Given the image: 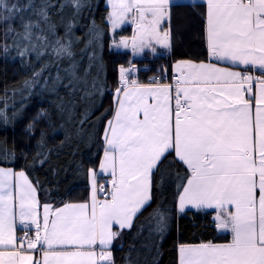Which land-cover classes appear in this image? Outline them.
Instances as JSON below:
<instances>
[{
  "label": "snow or ice",
  "instance_id": "obj_1",
  "mask_svg": "<svg viewBox=\"0 0 264 264\" xmlns=\"http://www.w3.org/2000/svg\"><path fill=\"white\" fill-rule=\"evenodd\" d=\"M206 5L210 55L228 66L178 62L174 97L171 85L139 83L126 77L131 69H120L123 87L116 89L117 110L108 122L100 165L101 172L111 175L105 199H97V190L105 189H98L92 170L90 203H65L55 209L45 204L41 218L36 187L25 172L0 167V245L23 247L15 236L13 209L18 207L20 223L36 229L27 249L39 252L34 258L22 251H0V264L110 262L107 249L119 235L113 225L132 227L134 217L151 201L154 171L170 152L189 170L179 210L215 209L217 228L231 233L229 243L180 245L179 264H264V0H206ZM170 6L171 0H111L113 30L125 23L136 27V34L130 40L121 38L117 46L131 47L133 53L146 48L155 53L154 44L170 47V31L161 29L170 18ZM51 7L50 2L38 6L40 20L49 21ZM14 8L0 0V23L10 19ZM38 27L39 21H22L20 32L9 27L19 38L13 39L18 55L25 56L30 47L35 50L34 44L21 48V42H30ZM48 28L54 32L55 25L49 23ZM0 49L9 51L7 43H0ZM236 67L244 71L233 70ZM250 68L260 75L249 74ZM253 82L259 94L245 99ZM164 230L158 225L157 231Z\"/></svg>",
  "mask_w": 264,
  "mask_h": 264
},
{
  "label": "trees",
  "instance_id": "obj_2",
  "mask_svg": "<svg viewBox=\"0 0 264 264\" xmlns=\"http://www.w3.org/2000/svg\"><path fill=\"white\" fill-rule=\"evenodd\" d=\"M6 2L15 8L8 13L10 19L0 23V43L9 47L7 53L0 49V167L24 171L43 202L58 206L87 200L90 171L99 166L108 122L114 117L120 69L131 62L147 66L139 80L150 83L157 75L172 74L178 61H207L205 8L174 6L170 52L138 59L112 47L106 0ZM45 2L53 5L48 22L36 14ZM22 21H39L31 41L21 42V48L35 45L25 56L18 55L13 39L19 38L8 31H22ZM49 23L55 25L54 32ZM130 32L127 27L117 35ZM61 46L67 51L57 54ZM158 168L151 203L124 232L121 246L113 248L111 264H179L182 244L231 241L230 234L218 231L213 212H179L189 170L175 153H168ZM160 224L162 233L157 231Z\"/></svg>",
  "mask_w": 264,
  "mask_h": 264
},
{
  "label": "crops",
  "instance_id": "obj_3",
  "mask_svg": "<svg viewBox=\"0 0 264 264\" xmlns=\"http://www.w3.org/2000/svg\"><path fill=\"white\" fill-rule=\"evenodd\" d=\"M198 4H200V5H203L204 6V8H205V12H206V8H207V5H206V0H171V6H170V18L168 19V20H166L162 25H161V29L163 30V29H165V28H167V29H169V31H170V37H171V39H170V47H168V48H163L162 46H160V45H153L155 48H156V51H155V53H153V52H151V50H150V48H146L145 49V51L144 52H142V53H133V51H132V49H131V47H129V48H122L121 50H127V51H130L132 54H133V57L134 58H142L143 56H145L146 54H150V55H156V54H163V53H168V52H170V50L172 49V40H173V38H172V36H173V34H172V28H171V19H172V8L174 7V6H177V5H198ZM106 6L108 7V9H109V16H108V23H109V25H110V30L112 31V24H111V19H110V15H111V11H112V7H111V0H106ZM124 26H129V27H131L132 28V33H130V35H128L127 36V38H129V40L131 39V37L133 36V35H135L136 34V27H135V25L134 24H132V23H125V24H123ZM122 26V25H121ZM119 31V30H118ZM117 32V31H116ZM206 41H207V39H206ZM208 60L207 61H193V62H196V63H211V64H216V66H218V67H227L228 65L226 64V63H224V62H218V61H216L211 55H210V52H209V49H208ZM182 61H192V60H182ZM178 62H180V61H178ZM178 62H176L174 65H173V73H175V74H177L178 75V73L176 72V70H175V65L178 63ZM233 70H237V71H244V68L243 67H236V68H234ZM248 71H252V69L250 68ZM174 90L172 91V95L174 96ZM259 94V88H258V85L257 86H255L254 87V91H253V93L252 94H249V93H245V99H248L250 96H257ZM173 106H174V103H173ZM255 107H256V105H255V101H253V109H255ZM116 110H117V97H116V109H115V112H116ZM114 115H115V113H114ZM114 118V117H113ZM113 118H112V120H113ZM105 147H106V142H105V136H104V145H103V153H102V156H101V160H100V163H99V166H98V168H97V170H95L96 172H97V177L99 176H101V177H104V178H107V179H109V180H111V175L109 174V173H107V172H101V170H100V165H101V163L103 162V160H104V150H105ZM4 168H9V167H4ZM14 172H19L18 170H16V169H14V168H11ZM155 172V171H154ZM26 174V173H25ZM27 175V174H26ZM153 175H154V173H153ZM28 176V175H27ZM28 179H29V181L33 184V182L31 181V179L29 178V176H28ZM14 183H15V181H14ZM99 181H98V178H97V186H98V189H99ZM91 185H92V180H91ZM33 186L34 187H36L34 184H33ZM152 190H153V176H152V188H151V200H152ZM91 191H92V188H91ZM14 194H15V190H14ZM101 194H102V192H100L99 190H97V199H99V200H103V199H105V196H101ZM182 194V193H181ZM98 195H100V196H98ZM36 196H37V200L39 201V207H38V211H39V213H40V216H41V218H42V215H43V206L45 205V204H50L51 206H52V208L53 209H55V208H57V207H62L64 204H62V205H58V206H54V205H52L51 203H48V202H43V201H41V199H40V197H39V192H38V189H37V187H36ZM91 202V192H90V196H89V198L87 199V200H84V201H73V202H67V203H90ZM151 203V201L149 202V204ZM14 204H18V199L16 200V201H14ZM149 204H147L146 206H148ZM145 206V207H146ZM144 207V208H145ZM143 208V209H144ZM142 209V210H143ZM178 209H179V200H178ZM14 212L16 213V220H15V236H16V239H17V244L19 245V244H21L20 243V241H19V231L20 230H22L23 228H31L33 231H34V233H35V231H36V229H35V225H33V224H31V223H28L27 224V227H25V225H23V224H21L20 223V220H19V215H18V207H15L14 209ZM141 210V211H142ZM190 210H197V209H194V208H192V207H186L185 208V210L183 211V212H181L180 210H179V212L180 213H185V212H187V211H190ZM204 211H211V212H213L214 213V220H215V215H216V210L215 209H203ZM140 211V212H141ZM139 212V213H140ZM139 213H137V215L139 214ZM137 215H136V217H137ZM136 217H134V219H133V223H134V221H135V219H136ZM133 223H132V225H133ZM215 223H216V226H217V222L215 221ZM130 228H125V229H119V226L118 225H113V231H119V235L116 237V238H114V240H113V242H112V244H111V246H110V248L109 249H107L108 251H110L111 252V261L109 262V261H105V262H102V264H111V262H112V258H113V252H112V250H113V248H115V247H119V246H121V244H122V242H123V236H124V232L126 231V230H129ZM218 229V228H217ZM218 231L220 232V233H222V234H230L231 235V233L230 232H223V231H221L220 229H218ZM221 244H224V243H221ZM196 245H198V244H196ZM12 250H16V251H22V252H24L25 254H32V255H34V258H39V253H37V252H34V251H23L22 250V248H16V249H13L11 246H6V245H0V251H3V252H8V251H12ZM102 249L100 248V246L99 245H97L96 247H95V251L97 252V253H99L100 251H101ZM5 260H7L8 258H7V256H5V258H4Z\"/></svg>",
  "mask_w": 264,
  "mask_h": 264
},
{
  "label": "built area",
  "instance_id": "obj_4",
  "mask_svg": "<svg viewBox=\"0 0 264 264\" xmlns=\"http://www.w3.org/2000/svg\"><path fill=\"white\" fill-rule=\"evenodd\" d=\"M148 68L149 67H147V66H139V65H136L134 63H130L126 69H131V71L127 72L125 75L127 78L135 79L137 82L141 83L139 80V74L141 71L147 70ZM249 74H251L253 76H259L260 72L258 70H252V71H249ZM176 76H177V74H175V73L160 74V75L155 76L150 83H153V82L167 83V84L171 85L173 90H174L175 83H176ZM255 86H257V84L255 82H253V90L249 94L253 93ZM117 87H121V88L123 87V82L121 80L119 81ZM117 87L114 89L115 94H116ZM173 103H174V99H173ZM100 185L104 186L105 191L102 192V194H103V196L106 197L111 190L110 180L106 179V178L101 179V180H99V186ZM34 238H35V233L31 228H23L22 229V231L19 233V241H20V243L23 244V247H22L23 251H33V250L27 249V239H34ZM39 247L40 246L38 245L37 249H39ZM34 252L39 253L38 251H34Z\"/></svg>",
  "mask_w": 264,
  "mask_h": 264
},
{
  "label": "rangeland",
  "instance_id": "obj_5",
  "mask_svg": "<svg viewBox=\"0 0 264 264\" xmlns=\"http://www.w3.org/2000/svg\"><path fill=\"white\" fill-rule=\"evenodd\" d=\"M127 27H129V26H127ZM126 26H124V25H122V26H120L119 28H117V29H115V30H113L112 29V31L110 30V32H111V38H112V47L114 48V49H116V50H120V51H124V50H121L122 48H123V46H117V45H119L120 44V40H121V38H123V37H127V36H118L117 35V33L119 32V31H121V30H123V29H125V28H127ZM129 28H131V27H129ZM119 30V31H118ZM117 31V32H116ZM131 31H132V28H131ZM130 33H132V32H130ZM130 35V34H129ZM116 97H117V95H116ZM117 99H118V97H117ZM98 196H100V195H98ZM101 196H103V194H101Z\"/></svg>",
  "mask_w": 264,
  "mask_h": 264
}]
</instances>
